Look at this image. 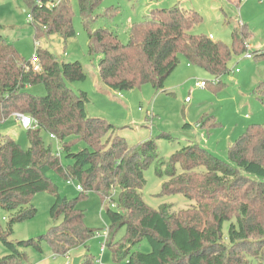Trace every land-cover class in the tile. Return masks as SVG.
Segmentation results:
<instances>
[{"label": "trees", "instance_id": "trees-1", "mask_svg": "<svg viewBox=\"0 0 264 264\" xmlns=\"http://www.w3.org/2000/svg\"><path fill=\"white\" fill-rule=\"evenodd\" d=\"M24 1L36 41L53 34L65 41L76 36L70 0ZM78 1L90 54H103L101 80L119 93L147 84L164 90L182 56L220 82L230 72L228 63L233 55L249 51L246 42L250 32L245 26L234 28V43L229 47L210 36L192 34L203 18L178 6L154 9L143 21L133 23L129 42L124 44L108 28L93 29L102 0ZM4 29L0 25V124L14 113H22L35 119L38 128H23L30 145L27 150L10 136L0 135V209L10 214L7 226H0V242L9 252L0 264H25V251H42L43 243L52 247L54 255H67L86 246L100 229L86 226L79 202L96 192L104 203L110 196L115 203L112 191L116 187L120 188L119 210L107 209L109 227L103 234L116 264H254L251 260L259 254L255 248L264 246L263 124L248 126L228 148L227 161L197 144L184 147L167 162L161 161L155 140L132 148L117 135L113 124L87 114L88 94L77 93L70 85L87 80L80 62H59L39 45L37 62L27 60L1 35ZM251 54L257 60L264 58L261 50ZM37 64L40 71L35 70ZM39 84L45 85L46 96L27 93V87ZM198 124L208 134L220 126L214 115H205ZM43 133L50 135L56 149L45 143ZM159 137L172 140L165 133ZM63 156L68 162L65 165ZM154 162H158L157 175L168 179L162 195L181 194L190 203L187 209L173 211L170 205H163L156 210L144 202L140 193L146 185L144 173ZM50 173L77 182L82 187L80 196L73 200L62 197L53 188ZM43 192L54 196L50 215L61 223L37 239L10 240L16 224L37 215L32 200ZM121 230L125 234L115 242ZM143 240L148 241L151 252H133ZM93 263L86 256L84 264Z\"/></svg>", "mask_w": 264, "mask_h": 264}, {"label": "rangeland", "instance_id": "rangeland-1", "mask_svg": "<svg viewBox=\"0 0 264 264\" xmlns=\"http://www.w3.org/2000/svg\"><path fill=\"white\" fill-rule=\"evenodd\" d=\"M70 1L75 13L76 36L67 41L57 34L42 36L36 41V30L30 24V12L24 0H0V25L5 27L1 35L15 45L27 60L34 61L36 45H39L55 55L59 62H80L87 72V80L70 84L71 88L77 93L86 92L89 99L87 114L113 124L118 129L117 135L125 138L130 147L153 139L161 161L167 162L184 147L197 144L227 161L228 146L234 144L250 124L264 125V58L246 59V52L233 55L228 63L230 72L218 82L206 69L189 64L182 56L181 64L166 81L164 90L147 84L119 93L102 82L99 63L103 54H90L89 36L81 17L79 1ZM174 6L186 12L193 9L203 18V22L192 29V34H204L232 47L234 28L241 30L245 26L250 32L246 42L250 53L264 51V0H102L94 15L93 29L108 28L117 34L122 43L127 44L133 23L143 21L154 9ZM202 81L206 83L204 88L197 86ZM26 91L39 97L47 95L43 84L29 86ZM187 98L189 101H186ZM205 115H214L220 124L209 134L198 124ZM164 133L172 140L158 138ZM0 135L10 136L24 150L30 146L26 131L14 117L0 124ZM43 137L47 145L56 149L50 135L43 133ZM207 141H210L211 147L203 143ZM62 162L64 165L68 163L64 156ZM157 165L158 162L152 163L144 173L146 185L140 191L144 202L156 210L163 205H170L173 211L187 209L190 203L181 194L162 195L163 185L168 179L157 175ZM49 178L62 197L73 200L80 196L77 182H67L55 173H50ZM112 192L115 203L111 202V196L104 203L102 196L96 192H90L79 202V209L85 213L86 226L100 229L97 237L67 255H54L48 243H43L42 251L27 249L28 261L25 264H74L78 258L84 264L86 256L93 259V264H116L109 250L102 251L105 244L103 234L109 227L106 211L108 208L119 210L120 188L116 187ZM54 202L50 192L35 195L32 206L37 209V215L16 224L10 240L37 239L59 225L61 219L55 221L50 215ZM9 221L10 214L0 209V226L6 227ZM124 234L125 230H121L115 242H119ZM255 249L254 252L259 254L251 263L264 264V246ZM151 250L147 240L132 248L133 252L145 254ZM8 254L7 248L0 242V259Z\"/></svg>", "mask_w": 264, "mask_h": 264}, {"label": "built area", "instance_id": "built-area-1", "mask_svg": "<svg viewBox=\"0 0 264 264\" xmlns=\"http://www.w3.org/2000/svg\"><path fill=\"white\" fill-rule=\"evenodd\" d=\"M29 19L31 20L32 17L29 15ZM212 38V37H211ZM246 59H251L252 58V54L248 51L245 55ZM34 62H37V59H34ZM35 70L40 71V66L37 64ZM238 72V71H237ZM197 86L200 88H204L206 87V83L205 82H198ZM187 101H189V99H187ZM13 117L20 123V126L22 128H24L25 130H29V129H37L38 128V124L37 121L35 119H33L31 116L29 115H25L22 113H14ZM52 138H54V136L51 135ZM78 191H82V187L77 186L76 187ZM107 237V235H105V238ZM106 250V243L103 245L102 247V251L105 252Z\"/></svg>", "mask_w": 264, "mask_h": 264}, {"label": "crops", "instance_id": "crops-1", "mask_svg": "<svg viewBox=\"0 0 264 264\" xmlns=\"http://www.w3.org/2000/svg\"><path fill=\"white\" fill-rule=\"evenodd\" d=\"M187 1H188V0H183V2H187ZM181 10H182V9H181ZM192 10H193V9H192ZM183 11H184V10H183ZM194 11H195V10H194ZM187 99H188V98H187ZM187 99H186V101H187ZM250 125H251V124H250ZM200 128H201V127H200ZM236 140H237V139H236ZM203 143L206 145V147H211L210 144H209L210 141H209V142H208V141H207V142H203ZM230 146H231V145H230ZM230 146H228V148H229ZM212 153H213V152H212ZM213 154H214V153H213ZM215 155H216V154H215Z\"/></svg>", "mask_w": 264, "mask_h": 264}, {"label": "water", "instance_id": "water-1", "mask_svg": "<svg viewBox=\"0 0 264 264\" xmlns=\"http://www.w3.org/2000/svg\"><path fill=\"white\" fill-rule=\"evenodd\" d=\"M80 261H81V259L78 258V259H76V260L74 261V264H79Z\"/></svg>", "mask_w": 264, "mask_h": 264}]
</instances>
